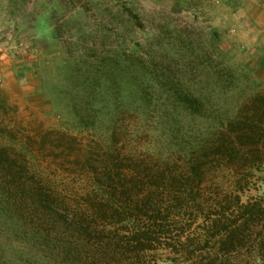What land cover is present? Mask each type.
I'll list each match as a JSON object with an SVG mask.
<instances>
[{
  "label": "rangeland",
  "instance_id": "374dc122",
  "mask_svg": "<svg viewBox=\"0 0 264 264\" xmlns=\"http://www.w3.org/2000/svg\"><path fill=\"white\" fill-rule=\"evenodd\" d=\"M180 90L204 98L205 118L180 109ZM259 92H264V0H0V127L15 135L9 143L12 154L28 135L49 130L67 135L50 134L42 150L32 145L30 151L39 153L33 167L19 159L25 172L38 169L42 182L56 187L63 201H103L81 195L94 182L107 181L109 146L121 158L135 154L134 166L146 162L147 153L159 154L153 151L171 154L170 167L179 175L207 143L213 117L236 116L239 105ZM101 101L106 104L102 115L91 113L88 127L80 126L74 108ZM203 152L200 188L190 181V194L171 214L191 227L190 237L196 236L188 252L173 254L156 242L138 255L121 254L122 264H194L214 251L215 239L206 236L205 243L197 234L207 228L209 217L230 214L234 199L216 197L233 191V176L219 160L207 158V148ZM83 157L91 160L90 179L78 161L84 164ZM256 175L246 194L264 193V167ZM120 200L112 199L109 208L122 202L124 216L136 218L129 206L133 199ZM2 210L0 206V264H29L33 249L46 255L40 264L58 262L56 245L40 241L41 251L32 245L39 239L24 234L31 228L30 209L13 210L17 226L10 232L4 229L7 214ZM23 219L24 224L16 221ZM109 223H100L105 240H126L119 233L121 224ZM89 238L81 246V264L107 262L110 256L97 250L103 240L95 234ZM251 240L242 241L224 263L264 264V249ZM96 251L101 259L93 258Z\"/></svg>",
  "mask_w": 264,
  "mask_h": 264
},
{
  "label": "trees",
  "instance_id": "16d2710c",
  "mask_svg": "<svg viewBox=\"0 0 264 264\" xmlns=\"http://www.w3.org/2000/svg\"><path fill=\"white\" fill-rule=\"evenodd\" d=\"M128 13L133 18H137L131 10H128ZM102 70L99 66L96 68L97 73H101ZM83 87V90L87 91L90 84L85 80ZM176 97L182 111L194 116L206 117L208 109L203 97L185 90L177 91ZM102 102L97 106L74 108L80 126L88 127L86 116H91V113L96 116L102 115L101 112L106 109V104ZM236 114V116L220 120L213 117L212 122L209 123L212 124L210 127L212 131L209 136L207 135L205 147H201L193 159L187 160L189 162H186L183 166L184 171L182 170L179 175H176L170 167L171 154L163 155L161 151H153L159 154L147 153L143 155L146 157V162L143 160L138 162V160L139 164L134 166L132 161L137 160L134 158L137 157L135 154L121 158L120 153L113 150L114 146H109L108 159L104 163L105 170H108L107 181L102 184L94 182L81 195L83 199H103L96 204L88 200L84 204H73L59 199L61 193L56 187L42 182L38 169L31 168L25 172L23 163L19 161L21 159L25 164L33 167L37 159L36 155L39 153L30 151L29 148L33 145L42 150L50 134L58 133V135L67 136L65 133L49 130L28 135L20 141L22 142L19 143L20 150L12 154L13 149L9 143L13 142L15 135L7 126L0 127V206L7 214L3 220V223L7 225L4 229L9 231L17 226L11 216L13 210L20 212L30 209L27 220L32 221L31 228L25 230L24 234H30L32 238L39 239L38 242H33V248L40 249V241L47 245H56L60 250L57 254L60 259L56 264H81V246L88 243L89 237L93 234L99 235V240H103L97 242V250L104 251L107 256H110L107 262L99 264H122L121 254L128 252L138 255L140 252L153 249V244L156 242L164 244L163 246L171 250L173 254H186L196 236L190 237L191 227L186 226V228L171 214L180 199L190 194L192 190L189 186L190 181H196L197 188H200L203 182L202 157L206 156V154L203 155V150L207 148L210 151L207 158L219 160L233 176V191L219 195L216 199H234V201L231 203L232 210L230 209L229 215L218 212L213 217H209L207 228L202 226V231L197 234L199 236L197 237L200 240H206L205 243L208 242L207 238L215 239V247L211 255L204 257V260L203 258L195 260L194 264H217V260L220 259L222 260L220 264H230L224 263L228 259L227 256L246 239H252L253 245L256 244L258 249H264V235H262L264 193L246 194L252 188V181H256V174L260 173L264 167V92L247 97L239 105ZM69 138L75 139V136H69ZM153 157L155 159L148 162L149 158ZM78 161L82 166H86L85 176L86 179H90V176L94 175L89 169V166L92 167L89 163L90 158L85 160L83 157L84 164L80 159ZM110 173H112L111 176H109ZM181 178L185 182H181ZM112 199H133L129 206L132 205L130 209L132 212L135 211L136 218L124 216L125 207L122 202L114 209H110L109 203ZM154 199H166V202ZM231 204L228 203L227 208ZM109 218L114 219L109 220ZM16 221L23 224L26 222L25 219ZM112 221L121 224L119 233L124 234L126 240H123L122 236L105 240L104 227L100 230V223L112 224ZM16 233L17 231H14L12 236ZM10 237L11 235L8 238ZM56 242L60 243L55 244ZM40 250L43 251V249ZM99 252L96 251L93 257L96 260L102 258ZM193 253L194 251H191V254ZM28 254L32 259L27 262L29 264H40L44 261L43 257H46L37 249L31 250ZM19 256L22 258L23 253L21 252ZM46 264H53L52 259H47ZM175 264L179 263L175 262Z\"/></svg>",
  "mask_w": 264,
  "mask_h": 264
}]
</instances>
